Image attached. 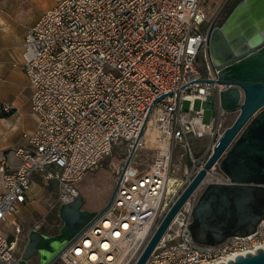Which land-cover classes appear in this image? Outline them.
<instances>
[{
	"label": "built area",
	"instance_id": "1",
	"mask_svg": "<svg viewBox=\"0 0 264 264\" xmlns=\"http://www.w3.org/2000/svg\"><path fill=\"white\" fill-rule=\"evenodd\" d=\"M228 1L59 0L28 28L22 67L37 126L25 133L27 146L16 149L19 166L4 173L0 264H16L22 257L17 254L21 225L11 217L28 201L35 176L46 183L56 181L53 207H59L80 195L77 183L114 151L121 161L113 170L112 201L59 261L136 264L226 129L220 115L210 121L204 115L212 96L226 87L210 82L218 79L219 70L207 50L221 11L216 5ZM197 100L202 102L198 109ZM216 106L223 111L217 101ZM2 109L11 112L13 107L5 102ZM179 150V165L188 163L181 179L173 160ZM149 153L153 158L145 162L143 155ZM209 174L145 264L228 263L264 249V218L249 235L230 236L218 245L195 241L192 212L212 182ZM229 181L220 170L213 182Z\"/></svg>",
	"mask_w": 264,
	"mask_h": 264
},
{
	"label": "water",
	"instance_id": "2",
	"mask_svg": "<svg viewBox=\"0 0 264 264\" xmlns=\"http://www.w3.org/2000/svg\"><path fill=\"white\" fill-rule=\"evenodd\" d=\"M207 52L219 70L218 79L210 82L226 86L212 96L211 108L217 101L224 112L238 115L165 215L136 264L147 262L183 204L216 165L230 181L210 182L204 187L192 212L190 230L195 241L218 245L230 236L249 235L264 218V0H242L225 23L213 29ZM144 129L145 125L140 136ZM114 192L97 211L84 207L81 194L60 205L57 233L46 234L36 227L29 230L16 264H34L33 256H39V264H63L60 254L110 205ZM220 264H264V249Z\"/></svg>",
	"mask_w": 264,
	"mask_h": 264
},
{
	"label": "crops",
	"instance_id": "3",
	"mask_svg": "<svg viewBox=\"0 0 264 264\" xmlns=\"http://www.w3.org/2000/svg\"><path fill=\"white\" fill-rule=\"evenodd\" d=\"M37 1L0 0V191L4 190L5 171L16 169L21 162V158L16 154V149L27 146L28 140L25 133L33 131L37 126V119L32 112V91L22 67L21 56L28 28L51 8L46 7L45 10H38V13L28 23L22 24L21 16L28 11L34 12L36 10L34 5ZM5 102L12 105L11 112L3 111L2 107ZM209 105L211 107V104ZM232 114L219 111L223 121L232 118ZM37 178L38 176H35L28 201L21 204L11 217V220H16L19 225H21V220L30 219L19 215L23 208L29 211L40 209L35 200V197L40 193L36 187L38 185ZM86 208L98 210L91 206ZM40 222L42 221H37L36 224ZM12 227L14 228V226Z\"/></svg>",
	"mask_w": 264,
	"mask_h": 264
},
{
	"label": "rangeland",
	"instance_id": "4",
	"mask_svg": "<svg viewBox=\"0 0 264 264\" xmlns=\"http://www.w3.org/2000/svg\"><path fill=\"white\" fill-rule=\"evenodd\" d=\"M57 3V0H38L37 3L34 5L36 6V10L34 12H25L21 16V23L26 24L28 23L33 16H35L38 13V10H45L46 7L50 8L54 6ZM228 4L227 2L223 5V2L216 5L217 9L221 8L220 14L218 15L217 19L222 17L223 8L226 7ZM219 19L216 21L218 23ZM199 66H204L203 58L200 56L198 61ZM14 92V91H12ZM184 107L187 109L189 107V102H184ZM195 107L201 108L202 102L200 100H197L195 103ZM219 110L218 107H208L205 110L204 120L210 121L213 116H218ZM237 113L232 114V118H227L224 121V126L227 127L233 123V119L236 117ZM152 119V117H151ZM150 119V120H151ZM198 151V149H197ZM179 151H175L174 154V167L177 170V176L178 178H183L185 175V169L186 166H188V163L186 164L183 160V164H180L181 161V154ZM152 154H144L143 159L144 161H151ZM121 161V155L117 153L116 151L113 152V154L107 158H105L100 165H98L96 168L89 170L84 177L77 183V187L80 191V194L84 198V207L91 206L93 208H96L98 210H101L110 200L112 193L115 188V179L113 170L115 167L118 166V164ZM178 164V165H177ZM219 165H216L214 170H211V173L209 174V180L210 181H216L219 170ZM38 185L36 187L39 189L40 193L35 197L36 203L40 207L39 210H27L23 208L19 215L23 216L25 219L29 220H21V231L17 234L18 236V247H17V254H23L24 247L27 243V234L29 230L32 228H35V224L37 221H43L45 223L44 225L39 228L41 231H43L46 234H54L58 231L60 225H56L55 222L57 221L58 216V210L59 207H53L56 198H57V184L56 181H50L48 183L41 180L39 177L37 178ZM9 229V228H8ZM8 233L10 235H13L11 230H8ZM16 236V235H15ZM14 236V237H15ZM32 263L39 264V256H33L31 259Z\"/></svg>",
	"mask_w": 264,
	"mask_h": 264
},
{
	"label": "flooded vegetation",
	"instance_id": "5",
	"mask_svg": "<svg viewBox=\"0 0 264 264\" xmlns=\"http://www.w3.org/2000/svg\"><path fill=\"white\" fill-rule=\"evenodd\" d=\"M241 1L242 0H229L227 2L228 5L223 8V13H222L223 15L222 17L219 18V21L215 25L214 29L225 23V21L229 18L230 14L236 9V7L239 5ZM59 225H61V223Z\"/></svg>",
	"mask_w": 264,
	"mask_h": 264
},
{
	"label": "bare ground",
	"instance_id": "6",
	"mask_svg": "<svg viewBox=\"0 0 264 264\" xmlns=\"http://www.w3.org/2000/svg\"><path fill=\"white\" fill-rule=\"evenodd\" d=\"M150 122H151V121H150ZM173 180H174V179L172 178V181H171V182H173Z\"/></svg>",
	"mask_w": 264,
	"mask_h": 264
},
{
	"label": "trees",
	"instance_id": "7",
	"mask_svg": "<svg viewBox=\"0 0 264 264\" xmlns=\"http://www.w3.org/2000/svg\"><path fill=\"white\" fill-rule=\"evenodd\" d=\"M11 239H12V237H11Z\"/></svg>",
	"mask_w": 264,
	"mask_h": 264
}]
</instances>
